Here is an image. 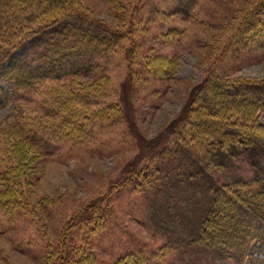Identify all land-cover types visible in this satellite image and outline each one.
Masks as SVG:
<instances>
[{"label":"rangeland","instance_id":"obj_1","mask_svg":"<svg viewBox=\"0 0 264 264\" xmlns=\"http://www.w3.org/2000/svg\"><path fill=\"white\" fill-rule=\"evenodd\" d=\"M69 1L124 36L92 55L100 64L95 73L42 80L33 91L19 92L14 103L0 98V195L8 196L0 203V264H56L69 219L94 202L102 203V211L73 221L66 237L72 254L92 253L90 264H133L120 259L138 252L143 264H250L218 248L184 249L186 230L165 234L153 228L134 182L108 191L134 160L148 172L139 184L155 178L158 168L146 155L166 131L174 136L172 125L210 69L231 77L264 76V38L239 39L226 48L256 0ZM260 21L250 22L249 30ZM172 27L176 33L167 36ZM175 57L173 69L156 71ZM48 106L54 115L47 116ZM28 130L51 140L47 153L26 139ZM238 154V175L250 176V162Z\"/></svg>","mask_w":264,"mask_h":264},{"label":"trees","instance_id":"obj_2","mask_svg":"<svg viewBox=\"0 0 264 264\" xmlns=\"http://www.w3.org/2000/svg\"><path fill=\"white\" fill-rule=\"evenodd\" d=\"M258 17L260 23L249 30V23ZM168 31L167 36L176 33L173 27ZM123 36V31L76 9L69 0H0V98L14 103L19 92L33 91L42 80L95 73L100 64L92 61V55L114 48ZM263 38L264 0H256L226 48L239 39L255 43ZM134 58L132 54L129 61ZM175 62L176 57L156 71L173 69ZM118 108L126 118L124 104ZM55 113L48 106L47 116ZM172 127L174 136L170 138L166 131L146 155L152 167L158 168L155 178L139 184L148 172L136 167L134 160L126 175L110 185L108 194L126 181L134 182V190L144 194L153 228L165 234L187 231L180 241L184 249L218 248L230 259L264 264V76L231 77L210 69L190 92ZM24 136L44 153L50 148L51 140L36 131L28 130ZM239 152L250 162V176L238 175ZM185 161L190 164L186 166ZM174 163L181 170H174ZM7 197L1 194L0 203L7 202ZM186 197L188 201L180 204L174 201ZM101 205L94 202L72 215L56 264H74L72 260L90 264L92 253L72 254L66 237L73 221L89 212L95 215L102 211ZM120 260L146 261L140 252Z\"/></svg>","mask_w":264,"mask_h":264}]
</instances>
